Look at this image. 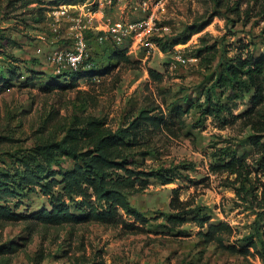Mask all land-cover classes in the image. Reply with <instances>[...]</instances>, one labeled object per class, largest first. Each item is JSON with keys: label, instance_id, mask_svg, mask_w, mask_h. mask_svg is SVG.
<instances>
[{"label": "rangeland", "instance_id": "rangeland-1", "mask_svg": "<svg viewBox=\"0 0 264 264\" xmlns=\"http://www.w3.org/2000/svg\"><path fill=\"white\" fill-rule=\"evenodd\" d=\"M61 4L69 10L58 17L54 12ZM89 10L99 12L102 21L153 18L168 30L151 36L157 46L150 54L145 49L128 53L109 35L99 41V20L88 22ZM79 16L94 65L79 69L93 71L71 86L76 72L56 74L51 60L56 50L73 46ZM208 20L186 42L174 43ZM263 28L264 0H0V176L22 172L26 159L44 176L72 167L71 157L49 161L40 147L91 118L115 129L142 110L163 122L131 149L135 164L147 170L177 165L181 172L171 183L151 178L144 191L128 196L147 223L126 214L125 222L115 225L85 219V209L71 201L80 221L39 219L36 212L52 209L49 197L40 188L18 190L9 201H0L13 214H0V264H264L253 248L241 255L207 242L200 233L207 226L192 217L177 228L166 220L172 190L179 188L181 199L200 206L212 222L233 227L226 244L243 246L244 238L255 234L260 245L264 148L252 142L253 128L238 116L250 108L253 91H230L215 81L226 61L248 50L264 52ZM211 45L215 48L206 49ZM150 69L162 78H152ZM209 97L232 113H205ZM260 107L264 110V104ZM234 153L244 156L251 170L247 188L254 189L248 195L237 192L235 175L212 171L213 164Z\"/></svg>", "mask_w": 264, "mask_h": 264}, {"label": "trees", "instance_id": "trees-1", "mask_svg": "<svg viewBox=\"0 0 264 264\" xmlns=\"http://www.w3.org/2000/svg\"><path fill=\"white\" fill-rule=\"evenodd\" d=\"M209 22L210 20L203 25L193 26L185 37L177 39L174 43L186 42L193 33L201 31ZM156 39L161 40L158 37ZM213 48L214 45L206 46V49ZM163 49H166V45H163ZM119 57L129 60L126 54ZM91 71L93 70L75 73L71 86H76L79 79L88 76ZM149 72L154 79H161L163 76L153 69ZM61 75L70 76L71 72ZM215 82L217 86L230 91H253L250 108L238 116L244 117L246 123L253 128L252 142L264 148V110L260 107L264 104V52L256 55L248 50L246 54H239L234 60L226 61ZM207 103L204 108L207 114H217L223 110L232 113L230 106L211 97ZM162 122L161 116L151 114L150 110H142L128 125L115 129L104 127L98 118L87 120L84 126L71 127L64 138L42 146L40 150L49 161L60 162L63 157H71L72 167H65L60 172L51 171L44 176L26 159L22 172L10 177L0 176V201H9L18 190L35 192L40 188V191L49 197L52 209L36 212L34 216L39 219L53 222L80 221L71 211V201L79 208L85 209V219L115 225L125 222L123 215L126 214L137 221L147 223L148 217L131 203L128 196L144 191L151 178H158L163 183L173 182L177 174L181 173L180 166L141 169L132 159L131 149L140 145L147 131L158 129ZM212 171L235 175L236 178L232 182L240 183L237 188L240 195L243 192L248 195L254 189L252 185L247 188L251 170L244 156H238L236 153L229 155L223 162L213 164ZM58 173L61 178L56 177ZM58 185H62L61 191L56 190ZM170 208L172 211L166 215V220L171 228L183 225L192 217L199 226H207L205 231L200 232L207 242H215L224 249L241 255L250 254V248H253L255 254L264 260V231L260 233V245L254 239L255 234L246 236V244L243 246L226 244V238L233 234V227L225 221L212 222L210 214L204 213L200 206H192L190 202L181 199L179 188L172 190ZM0 214L13 215L8 206L2 204ZM126 225L131 229L135 228V224Z\"/></svg>", "mask_w": 264, "mask_h": 264}, {"label": "built area", "instance_id": "built-area-1", "mask_svg": "<svg viewBox=\"0 0 264 264\" xmlns=\"http://www.w3.org/2000/svg\"><path fill=\"white\" fill-rule=\"evenodd\" d=\"M68 10V5L61 4L54 14L58 17L63 16ZM85 14H87L88 22L99 20L96 28L99 31L98 39L100 42H104V39L109 35L113 42L126 47L129 50L128 53L134 52L137 54L138 51H144L145 49L150 54L157 46L156 41L151 39V36L168 30L166 26H157L152 20L153 18L148 20L121 19L118 21H112L108 18L102 21L99 18V12L89 10ZM82 20L81 16L75 19L73 46L56 50L52 56L51 62L55 67L56 74H66L81 68H92L93 66V62L90 61V44L85 35L86 24ZM102 32L103 34H101Z\"/></svg>", "mask_w": 264, "mask_h": 264}]
</instances>
